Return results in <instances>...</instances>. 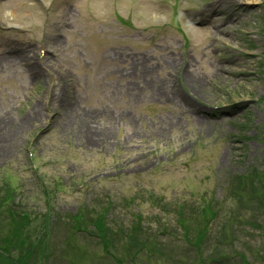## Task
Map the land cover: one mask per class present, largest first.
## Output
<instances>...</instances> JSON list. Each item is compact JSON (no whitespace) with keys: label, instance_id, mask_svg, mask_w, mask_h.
<instances>
[{"label":"rangeland","instance_id":"rangeland-1","mask_svg":"<svg viewBox=\"0 0 264 264\" xmlns=\"http://www.w3.org/2000/svg\"><path fill=\"white\" fill-rule=\"evenodd\" d=\"M36 1L0 0L6 264H264V0Z\"/></svg>","mask_w":264,"mask_h":264},{"label":"bare ground","instance_id":"bare-ground-1","mask_svg":"<svg viewBox=\"0 0 264 264\" xmlns=\"http://www.w3.org/2000/svg\"><path fill=\"white\" fill-rule=\"evenodd\" d=\"M243 1H245V2H254L255 0H243ZM215 7H218V4H217ZM215 7H214V8H215ZM214 8H212V9H210V10L207 9V10L201 11V13H199V14L197 15V20H199V21H203V20L207 19L209 13H210ZM63 20H64V21H67V18H64ZM214 70H215V74H216V76H218V74H219L220 72H221V73H226V74L229 73V71H227V70L224 68L223 65H222V66H217ZM185 75L188 76V82H189L190 85H193V88H194L195 90H197V88H198L199 86H204V85H205V84H204V82H205L204 79L197 78V77H195L194 75H190V74H188V73H187V74L185 73ZM205 91H206V89H205ZM176 99L178 100V97H176ZM67 100H68V99H67ZM180 101L183 102L184 106L187 108V110H188L190 113L196 114V117H197L198 119L202 120L203 116H207V114H206L205 111H202L201 109H198V107H196V106H194V105H190V103H189L188 101H186L184 98H182Z\"/></svg>","mask_w":264,"mask_h":264}]
</instances>
